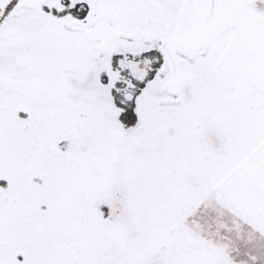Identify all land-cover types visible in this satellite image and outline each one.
Wrapping results in <instances>:
<instances>
[{
    "label": "snow or ice",
    "instance_id": "6c2138e0",
    "mask_svg": "<svg viewBox=\"0 0 264 264\" xmlns=\"http://www.w3.org/2000/svg\"><path fill=\"white\" fill-rule=\"evenodd\" d=\"M0 264H264V0H0Z\"/></svg>",
    "mask_w": 264,
    "mask_h": 264
}]
</instances>
